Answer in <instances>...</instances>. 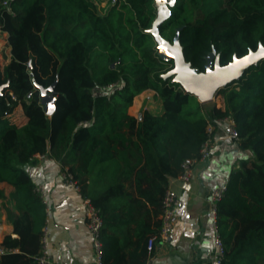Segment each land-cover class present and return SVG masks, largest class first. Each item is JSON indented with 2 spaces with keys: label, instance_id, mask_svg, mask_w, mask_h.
I'll list each match as a JSON object with an SVG mask.
<instances>
[{
  "label": "trees",
  "instance_id": "trees-1",
  "mask_svg": "<svg viewBox=\"0 0 264 264\" xmlns=\"http://www.w3.org/2000/svg\"><path fill=\"white\" fill-rule=\"evenodd\" d=\"M170 9L159 32L167 38L180 28L184 59L199 72L212 50L222 66L264 46V0H176ZM155 16L154 0H116L103 12L93 0L0 4L10 53L0 67V84H7L0 96V182L12 187L9 222L16 234L3 237L0 264H36L46 212L27 171L35 154L57 160L99 210L100 264H125L122 246L108 233L139 204L125 181L134 176L138 196L161 214L168 177L198 156L207 125L224 116L234 121L237 146L248 155L229 173L217 203L221 264H264V59L218 89L222 108L204 112L194 95L164 77L173 62L159 56L148 31ZM51 84L55 109L48 115L38 86ZM145 89L162 110L129 115L133 97ZM17 106L23 124L10 119ZM160 222L147 228L142 251L129 254L128 264H147V240Z\"/></svg>",
  "mask_w": 264,
  "mask_h": 264
},
{
  "label": "crops",
  "instance_id": "crops-1",
  "mask_svg": "<svg viewBox=\"0 0 264 264\" xmlns=\"http://www.w3.org/2000/svg\"><path fill=\"white\" fill-rule=\"evenodd\" d=\"M5 39L6 34L0 32V45L4 47ZM4 54L9 58V47H5ZM215 105L222 108V98ZM212 106L214 104L208 108ZM144 109L153 113L162 110L161 100L155 98L151 89L135 95L127 107V113L138 117ZM12 116V121L18 124L26 120L20 106L15 108ZM211 137L214 142L209 157L193 165V175L188 182L179 181L177 176L168 177L167 186L172 187L178 197L177 221L166 240L155 241L150 264H208L213 256L209 192L214 187L226 184L229 173L248 154L239 149L237 141L225 135L219 124L214 125ZM63 170L61 164L49 155L27 165L33 184H43L48 193L49 252L56 264H99L84 216L82 195L64 181L61 175ZM133 177L125 181V188L134 199L139 200V204L129 212L127 222L108 229L110 237L122 246L125 264H128L129 254L142 251L145 231L154 228L160 219L158 206L138 196ZM141 188L145 189L146 183ZM11 189L7 183L0 182V244L6 234L16 237L9 222L13 212V203L9 199ZM122 213L124 216L127 214Z\"/></svg>",
  "mask_w": 264,
  "mask_h": 264
},
{
  "label": "built area",
  "instance_id": "built-area-1",
  "mask_svg": "<svg viewBox=\"0 0 264 264\" xmlns=\"http://www.w3.org/2000/svg\"><path fill=\"white\" fill-rule=\"evenodd\" d=\"M115 1L116 0H110L109 2L114 3ZM0 4L6 6L8 4V0H0ZM216 121L217 124L222 126V129L228 138L234 141L238 140L239 138L238 132L235 128L234 121L230 117L224 116L218 118ZM213 127L214 125L211 123L207 125L206 127L207 136L200 145L198 156L185 158L181 162L180 165L181 169L179 174L177 175V179L179 181L184 183L188 182L193 175V165L197 161L205 160L209 157L214 142L211 137ZM47 155H48L47 153H40V154L38 153L35 154L34 158L40 161ZM61 175L64 181L70 184L75 191L80 192L78 183L72 178V175L67 171L66 168H64ZM225 189H226V185L222 184L217 187H214L209 192V199L211 203L210 227L213 231L214 253L208 264H221L225 253L224 244L219 234V228L217 225V203L223 197ZM33 192L39 197V199L43 203L46 212L45 225L42 228V234L40 236V248L37 255L35 256V261L36 264H56L49 252L48 240H47L48 239L47 222L50 213L48 193L45 189V186L40 183H36L33 185ZM82 202L84 206V216L86 219L87 228L90 234L92 235L93 248L98 263L100 264L101 242L99 240L98 234H99V229L101 227V217L99 215V210L91 204L89 198L87 197L82 196ZM177 204H178V197L176 195L175 190L172 187H167L161 200L160 228L155 236H150L148 238L147 240L148 250L150 251L153 250L156 240L164 241L172 233L173 227L177 221V214H176ZM5 251L6 249L0 245V256ZM150 259H151V254H149L146 260L147 264H150Z\"/></svg>",
  "mask_w": 264,
  "mask_h": 264
},
{
  "label": "water",
  "instance_id": "water-1",
  "mask_svg": "<svg viewBox=\"0 0 264 264\" xmlns=\"http://www.w3.org/2000/svg\"><path fill=\"white\" fill-rule=\"evenodd\" d=\"M175 2L176 0H154L156 16L148 31L156 42L159 56L163 60H172L173 62V67L164 74V77L172 76L173 81L178 82L185 92L194 95L199 102L212 99L219 88L238 79L247 68L251 65H257L264 59V46L260 45L256 50H250L244 56H233L231 62L221 66L218 61V54H216L215 50H212L206 57L205 70L203 72L191 67L190 62L185 61L182 47L179 43L180 28L176 30L171 42L161 36L159 32L160 24L168 18L171 13L170 8ZM30 66L31 64L28 62V67ZM6 85L0 84V96ZM38 88L40 104L43 106L44 112L51 115L55 109L54 84L47 87L40 85Z\"/></svg>",
  "mask_w": 264,
  "mask_h": 264
},
{
  "label": "rangeland",
  "instance_id": "rangeland-1",
  "mask_svg": "<svg viewBox=\"0 0 264 264\" xmlns=\"http://www.w3.org/2000/svg\"><path fill=\"white\" fill-rule=\"evenodd\" d=\"M93 1H94V3L97 5V8L103 12V11L107 8V6H108L110 0H93ZM166 39H168V40L171 42L172 39H173V35H170V34L168 33V36H167ZM5 47H6V46H5ZM5 47L2 46V45H0V67H2L3 64H5V63L7 62V60H5V59H4V56H3V55H5V54H4ZM7 58H8V57H7ZM106 90H108V89H106ZM217 100L221 101V96H220L219 94H216V95H215L212 99H210L209 101L200 102V103L202 104V108H203L204 112H205V110L208 109V107H209L210 104H214V106L216 107L217 105H215V104H216V101H217ZM222 102H223V101H222ZM151 112H154V111H151ZM13 113H14V112H13ZM12 115H13V114H12ZM12 115L10 116V119H11V117H13ZM12 120H13V119H11V121H12ZM13 122H14V121H13Z\"/></svg>",
  "mask_w": 264,
  "mask_h": 264
},
{
  "label": "snow or ice",
  "instance_id": "snow-or-ice-1",
  "mask_svg": "<svg viewBox=\"0 0 264 264\" xmlns=\"http://www.w3.org/2000/svg\"><path fill=\"white\" fill-rule=\"evenodd\" d=\"M245 59H247V57H245Z\"/></svg>",
  "mask_w": 264,
  "mask_h": 264
}]
</instances>
